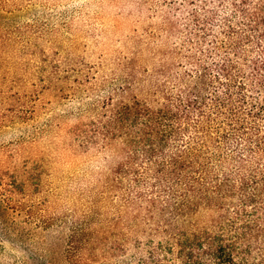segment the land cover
Returning <instances> with one entry per match:
<instances>
[{
	"label": "trees",
	"instance_id": "16d2710c",
	"mask_svg": "<svg viewBox=\"0 0 264 264\" xmlns=\"http://www.w3.org/2000/svg\"><path fill=\"white\" fill-rule=\"evenodd\" d=\"M135 1L153 20L136 75L67 129L75 155L117 153L98 196L110 219L81 229L70 261L264 264V0ZM35 56L26 87L0 77V126L33 117L44 92L67 97L88 81L74 59ZM46 164L3 152V205L42 192Z\"/></svg>",
	"mask_w": 264,
	"mask_h": 264
},
{
	"label": "rangeland",
	"instance_id": "374dc122",
	"mask_svg": "<svg viewBox=\"0 0 264 264\" xmlns=\"http://www.w3.org/2000/svg\"><path fill=\"white\" fill-rule=\"evenodd\" d=\"M152 24L135 0H0V77L5 83L29 85L28 70L39 64L35 55L42 48L78 61L77 69L88 73V81L73 94L44 92L33 117L0 126V156L24 150L48 169L42 192L30 195L24 206L6 207L0 194V264H73L69 248L80 243L79 234L88 233L97 216L100 224L110 219L108 204L98 196L117 153L75 155L65 148L67 129L97 115L103 102L118 97L117 90L132 80L142 61L141 34ZM98 202L100 216L93 212Z\"/></svg>",
	"mask_w": 264,
	"mask_h": 264
}]
</instances>
